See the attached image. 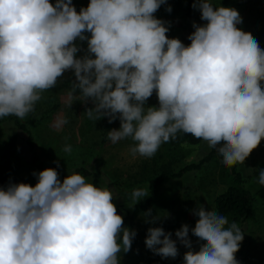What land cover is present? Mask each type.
<instances>
[{"label":"clouds","instance_id":"clouds-1","mask_svg":"<svg viewBox=\"0 0 264 264\" xmlns=\"http://www.w3.org/2000/svg\"><path fill=\"white\" fill-rule=\"evenodd\" d=\"M166 3L89 0L77 12L72 0H0V118H25L41 93L72 70L71 94L94 104L87 117L118 118L120 127L108 139L131 138L134 156L151 158L183 132L216 149L226 166L243 164L264 139V50L237 27L236 9L212 0H194L206 23L193 22L190 44L169 38L166 22L154 16ZM76 40L87 41L85 55L77 57ZM154 91L158 107H145ZM33 174L34 186L0 188V264H120L118 254L130 250L136 233L124 227L114 191L74 170L62 182L53 168ZM257 182L264 186V169ZM148 195L145 188L133 190L129 207ZM194 215L198 251L191 250L187 224L175 232L189 249L184 264H238L240 227L202 206ZM171 236L149 228L145 245L175 258Z\"/></svg>","mask_w":264,"mask_h":264},{"label":"rangeland","instance_id":"rangeland-1","mask_svg":"<svg viewBox=\"0 0 264 264\" xmlns=\"http://www.w3.org/2000/svg\"><path fill=\"white\" fill-rule=\"evenodd\" d=\"M187 2L167 0L154 13L155 17L165 19V26L169 28L166 35L169 38L181 41L182 33L178 27L180 22L185 23L184 27L189 28L191 33L194 31L193 22L198 25L206 23L200 19L198 8H194L191 21L188 20ZM50 3L54 4L55 0H50ZM88 3L89 0H72L77 12L82 7L86 8ZM212 3L214 6L236 9L242 18L237 27L251 33L259 45L263 44L261 49L264 50V0H212ZM168 6L171 12L166 11ZM74 43L80 48L77 57L85 55L87 44L78 40ZM74 79L73 71H66L54 88L41 93V99L36 102L34 110L21 120L30 128L36 153L46 168L54 169L56 164L65 173H71L76 167L100 172V184L114 191L113 203L116 207L130 210L133 190H148V181L161 170L178 171L186 164L198 162L211 150L202 140L196 145L183 143L180 150L173 154L169 152L167 144L163 143L151 158L139 154L134 156L129 150L135 144L131 138L116 143L108 139V131L120 127L118 118L109 123L107 117L96 121L87 117L85 110L94 107V104L90 99L84 101L78 93L71 94ZM148 106L158 107L155 91L145 103V107ZM63 120L67 123H62ZM15 134L17 137L12 143L10 139ZM27 137L13 121L0 120V188L15 183L36 184L37 176L33 174L35 172L30 165L32 154L26 142ZM65 145L71 146L70 153L64 151ZM236 166L243 177H249L247 189L253 196V215L244 223L237 224L244 238L235 258L238 264H264V186L257 182L258 175H253L259 166H264V139L243 164L238 163ZM228 168L214 154L200 169L166 182L154 203L133 224L123 219L124 227L134 230L136 235L130 250L118 254L120 264H184V253L189 249L177 240L175 232L187 224L191 250H199L201 242L191 233V228L198 220L194 210L201 206L208 211L215 210V197L230 182ZM85 178L88 182L92 181L90 176ZM148 210H151L150 216L145 215ZM152 227H161L166 233H172L171 238L177 241L178 249L175 258H162L146 247L145 239L148 229Z\"/></svg>","mask_w":264,"mask_h":264},{"label":"trees","instance_id":"trees-1","mask_svg":"<svg viewBox=\"0 0 264 264\" xmlns=\"http://www.w3.org/2000/svg\"><path fill=\"white\" fill-rule=\"evenodd\" d=\"M193 0H188L187 7H186V15L189 21H191V17L194 14L193 8ZM162 21H165L163 17H156ZM185 23L180 22L178 27L181 29L182 37L181 42L184 43L186 46L190 44L188 40V36L191 34L189 28H185ZM85 35H89L85 33ZM80 41V40H78ZM84 44H87V41H82ZM260 48L263 44L259 45ZM2 121H13L16 127L19 130L25 132L28 137L26 142L29 146V150L31 151V159L30 165L32 170L35 173H39L40 171L44 170L46 167L44 166L43 162L40 160L39 155L36 153L33 141V134L28 127L26 122H23L20 118L10 115L5 116L0 119ZM16 134L13 135L10 141L13 143L16 140ZM202 140H198L195 137L191 136L190 134H184L183 132H178L176 138L166 142L167 148L170 153H175V151L180 150V146L183 143L189 145H196ZM214 154H217L222 165L224 167H228L223 163L222 157L216 151V149H211L205 156L198 160L196 163H189L184 165L178 171H169V170H161L155 177H152L147 184L149 195L141 199L134 207H131L130 210H123L120 207H116L117 213L123 217V219L128 220L129 224H133L135 220L141 215L146 209H148L155 201V199L160 194L161 187L168 181L181 177L184 173L189 171H195L200 169L203 164L209 162V160L213 157ZM54 169L58 172L59 178L61 182L63 179L70 175L71 173H65L64 170L54 165ZM229 174H231L230 182L227 185L226 189L218 194L214 199V206L217 213L226 216L231 223L235 222L236 224H242L247 219H249L253 215V196L251 195L250 191L247 189V184L249 177H243L241 172L237 169V166L234 165L229 167ZM264 169V166H259L257 170L254 171L253 175H259V170ZM75 172L83 175L84 177H92L91 183H94L96 186L101 187L99 178L100 172L98 171H89L84 167H76ZM251 175L250 177H252Z\"/></svg>","mask_w":264,"mask_h":264}]
</instances>
